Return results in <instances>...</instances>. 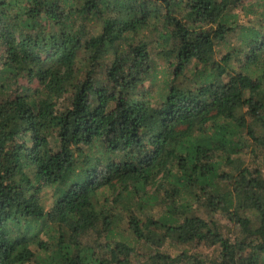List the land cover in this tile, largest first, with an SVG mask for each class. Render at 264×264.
I'll return each instance as SVG.
<instances>
[{"label": "trees", "instance_id": "1", "mask_svg": "<svg viewBox=\"0 0 264 264\" xmlns=\"http://www.w3.org/2000/svg\"><path fill=\"white\" fill-rule=\"evenodd\" d=\"M253 1L0 0V264H260Z\"/></svg>", "mask_w": 264, "mask_h": 264}, {"label": "rangeland", "instance_id": "2", "mask_svg": "<svg viewBox=\"0 0 264 264\" xmlns=\"http://www.w3.org/2000/svg\"><path fill=\"white\" fill-rule=\"evenodd\" d=\"M252 2H254L253 0H251ZM256 5V4H255ZM255 6H253V8H254ZM257 7V6H256ZM255 9V8H254ZM258 9H259V7H258ZM246 14L247 15H254V14H252L251 12H246V9L244 10V11H242V14H241V20L242 21H246L247 19H248V17L246 16ZM228 42L227 43H225V44H221L218 48H217V51L215 52V54H214V57L215 58H219L220 57V55H222L227 49H228V44H236L237 43V40L235 39V36H234V34H229V36H228ZM191 70H192V66H189L188 67V69H186V77H190V74H191ZM157 77H161V74H158V76ZM51 193H52V190H47L46 192H45V197H47V198H49L50 196H51ZM104 194L106 195L107 194V191H105L104 192ZM100 196L102 197L103 195L102 194H100ZM161 210H154V212L156 213V214H158V212H160ZM197 213H199L200 215H202V216H204L205 214H204V212L202 211V210H200L199 208H196V210H195ZM215 218H216V220L218 221V225H219V227L221 228V230L223 231V233H228V234H231V236L233 235V232H234V229H238L237 227V225H235V223H233V222H231L230 220H228L226 217H223L222 215H220V214H217V215H215ZM121 227V229H124V226L122 225V226H120ZM127 231L124 233V234H126L127 235ZM167 248H169L170 249V251H175L176 249H179V248H176V249H174V248H172L171 246H169V247H167ZM218 249H216L215 248V251H217ZM201 251L203 252V253H207V254H209V255H212L213 254V252H214V250L212 249V248H210V247H207L206 249H202L201 248ZM263 258H264V256H263ZM260 264H264V259L262 260L261 259V262H260Z\"/></svg>", "mask_w": 264, "mask_h": 264}]
</instances>
